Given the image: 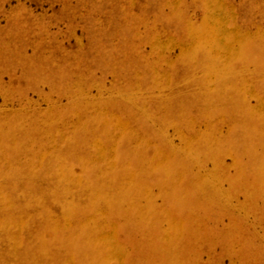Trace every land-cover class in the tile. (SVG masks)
I'll list each match as a JSON object with an SVG mask.
<instances>
[{"label": "rangeland", "instance_id": "obj_1", "mask_svg": "<svg viewBox=\"0 0 264 264\" xmlns=\"http://www.w3.org/2000/svg\"><path fill=\"white\" fill-rule=\"evenodd\" d=\"M0 264H264V0H0Z\"/></svg>", "mask_w": 264, "mask_h": 264}]
</instances>
